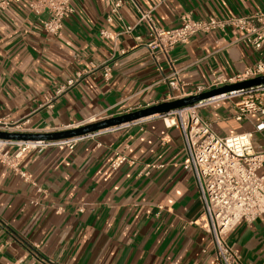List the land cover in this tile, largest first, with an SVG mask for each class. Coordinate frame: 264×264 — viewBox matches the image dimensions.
Masks as SVG:
<instances>
[{"label":"crops","instance_id":"crops-1","mask_svg":"<svg viewBox=\"0 0 264 264\" xmlns=\"http://www.w3.org/2000/svg\"><path fill=\"white\" fill-rule=\"evenodd\" d=\"M31 1L0 7V116L32 132L163 102L173 67L191 92L217 73L234 76L264 60V45L248 46L242 31L229 27L196 34L157 63L148 25L139 23L143 11L164 28L178 27L185 13L243 16L263 10L264 0H124L117 15L113 0H72L58 36L47 34V14L33 12ZM126 25L134 26L131 33H121ZM102 28L111 37L101 36ZM106 63H115L109 81ZM77 72L83 80L49 102ZM236 102L215 103L200 115L218 134L252 132L264 147V131L255 128L261 116L236 120ZM118 155L127 160L113 170ZM187 157L182 130L157 115L85 136L73 148L30 150L19 163L30 180L0 161V264H213L216 250L200 224L204 203ZM225 239L243 264H264V216L239 221Z\"/></svg>","mask_w":264,"mask_h":264},{"label":"built area","instance_id":"built-area-1","mask_svg":"<svg viewBox=\"0 0 264 264\" xmlns=\"http://www.w3.org/2000/svg\"><path fill=\"white\" fill-rule=\"evenodd\" d=\"M19 1L0 0V7L6 9ZM71 1L32 0L30 9L37 14L46 13L45 31L49 35L58 36L63 31L65 19L74 11ZM123 3L124 0H113L112 14L117 15ZM109 21H112V16L109 17ZM140 22H146L148 25L147 46L157 63L161 56L170 60V52L177 45L188 43L192 36L214 30L225 31L229 27L241 30L243 33L241 40L248 46L261 50L264 45V9L253 14L220 19L214 17L195 19L190 13H185L181 16V24L175 28L157 26L150 12L143 11ZM133 29L134 26L126 25L121 33H131ZM100 33L106 38L112 35V32L106 28H102ZM114 64L103 65V75L107 81L112 76ZM171 65L173 67L172 63ZM99 67L101 65H92L93 69ZM263 75L264 60L262 59L234 76L229 77L223 73H217L210 81L196 85L191 92H187L186 83L180 78L179 71L173 67L171 75L165 78L171 92L164 101L199 95L227 84ZM83 76V72H77L66 85L56 89L49 102L61 96L68 87L81 82ZM172 89H176L178 94H174ZM234 98H240L235 104L238 108L235 119L242 121L249 115L258 114L262 120L256 124V129L264 131V84L214 95L199 100L193 105L159 115L167 127H178L182 130L188 152L185 165L194 171L199 194L204 203V213L200 224L211 233L216 250V260L213 264H243L238 251L226 241V235L239 221L250 222L259 216H264V147L255 145L252 132L222 136L214 130L211 122L203 120L200 115V110ZM0 131L32 132L25 128L24 122L11 121L7 116H0ZM83 137L85 136L58 141H23L0 138V161L13 168L25 180H30L31 174L19 166L25 154L30 150L42 149L51 145H67L73 148ZM126 160L125 155H118L111 164L112 169L116 170ZM39 190L42 189L39 188ZM31 204L38 205L39 201L31 200Z\"/></svg>","mask_w":264,"mask_h":264},{"label":"water","instance_id":"water-1","mask_svg":"<svg viewBox=\"0 0 264 264\" xmlns=\"http://www.w3.org/2000/svg\"><path fill=\"white\" fill-rule=\"evenodd\" d=\"M260 84H264V75L252 79H247L237 83L227 84L225 86L215 88L199 95H192L174 100H167L157 104L147 106L135 111L110 116L99 119L94 122L82 124L73 128H65L54 131L44 132H7L0 131V138L7 140H23V141H58L75 137H82L94 134L99 131L121 127L129 123L140 121L148 117H154L169 113L174 109L193 105L195 102L212 97L214 95L228 93L233 90L248 89Z\"/></svg>","mask_w":264,"mask_h":264},{"label":"rangeland","instance_id":"rangeland-1","mask_svg":"<svg viewBox=\"0 0 264 264\" xmlns=\"http://www.w3.org/2000/svg\"><path fill=\"white\" fill-rule=\"evenodd\" d=\"M240 100V98H234L232 101L233 102H236V101H239ZM255 128H256V125H255ZM258 147V146H257ZM259 173H261V171H259Z\"/></svg>","mask_w":264,"mask_h":264}]
</instances>
